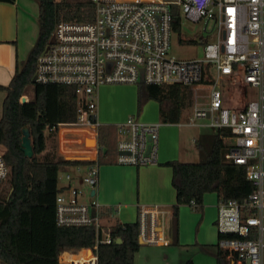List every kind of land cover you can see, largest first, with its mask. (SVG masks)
I'll list each match as a JSON object with an SVG mask.
<instances>
[{
	"label": "built area",
	"instance_id": "obj_1",
	"mask_svg": "<svg viewBox=\"0 0 264 264\" xmlns=\"http://www.w3.org/2000/svg\"><path fill=\"white\" fill-rule=\"evenodd\" d=\"M95 17L91 22L61 21L50 42L38 57L34 80L39 84H61L76 88L79 107L76 123L60 124L57 134L62 154L86 159L83 183L90 188V202L76 178L66 175V185L56 196V223L64 228H93L95 244L79 250L62 251L57 264H99L100 245L116 243L115 224L106 222L95 199L99 185L101 123L97 118L98 91L106 85L141 83L195 87L211 85L207 107H196L197 119L209 127L228 130L233 144L226 160L246 168V179L254 191L242 202L218 203V249L229 264H264V0H89ZM191 22L213 23L212 37L204 43V58L179 60L170 55L176 14ZM180 18V17H179ZM181 21V19H180ZM215 68V77L212 75ZM258 90L256 100L231 102L226 106L225 87ZM232 92V91H231ZM27 95L21 103L28 102ZM61 126V129H60ZM161 123H144L135 116L118 124L116 164L159 165ZM71 129L82 132L72 140ZM224 141L227 139L223 137ZM94 146L89 147L88 141ZM84 150L70 149L69 144ZM0 151V194L10 178V166ZM88 161V160H86ZM78 170L81 166H76ZM94 192V194H93ZM190 206L197 208L195 201ZM174 211L154 205L138 210L139 242L147 245L171 243L168 219ZM0 264H7L0 260Z\"/></svg>",
	"mask_w": 264,
	"mask_h": 264
},
{
	"label": "trees",
	"instance_id": "obj_2",
	"mask_svg": "<svg viewBox=\"0 0 264 264\" xmlns=\"http://www.w3.org/2000/svg\"><path fill=\"white\" fill-rule=\"evenodd\" d=\"M39 35L25 62H17L15 74L8 86L0 85V145L5 148L4 158L10 166V190L0 201V260L7 264H57L65 250L93 247V228H64L56 223V196L59 172L62 168L89 165L90 161L66 160L48 148L49 140L57 134L60 124L76 123L79 98L75 87L61 84H39L34 80L38 57L48 46L52 33L61 21L91 22L94 6L87 1L38 0ZM14 3L15 0H0ZM180 27L176 14L175 30ZM138 105L151 100L160 106L163 123L179 124L184 113L192 106L190 87L175 85H138ZM33 89L34 97L21 103L22 96ZM29 129L34 155L29 158L22 150L24 129ZM99 164L116 163L117 128L101 126ZM228 130H217L198 143L205 150L200 163L171 161V188L176 193L174 216L178 207L193 200L203 205L204 196L216 193L220 200L242 202L255 189L246 179V168L226 160ZM112 158V159H111ZM114 236L121 243L100 245L99 264H133L141 248L138 223H115ZM117 242V241H116ZM217 256L221 262L223 252ZM188 264H191L188 263Z\"/></svg>",
	"mask_w": 264,
	"mask_h": 264
},
{
	"label": "crops",
	"instance_id": "obj_3",
	"mask_svg": "<svg viewBox=\"0 0 264 264\" xmlns=\"http://www.w3.org/2000/svg\"><path fill=\"white\" fill-rule=\"evenodd\" d=\"M30 2H32L30 0ZM39 14V13H38ZM35 13L29 8V1L15 0L14 3L0 2V85L8 86L15 74L17 62L22 63L21 48L25 47L29 25L33 24ZM38 16L36 19L38 20ZM36 20V21H37ZM32 47L34 45H31ZM32 47H28L29 51ZM25 47L24 49H26ZM136 88L121 85H106L98 91L97 118L102 126H114L126 121L137 111L138 92ZM127 94L128 102H124L123 96ZM5 94L0 93V99ZM120 102V110L110 111V106H116ZM144 123H161L160 106L157 101H148L142 108L141 116H135ZM162 127H176L179 124L161 123ZM61 129V126H60ZM72 140L81 136L82 132L71 129ZM57 134L58 147L56 154L66 160H73L70 155L62 154V146ZM75 150H84L83 146L69 144L66 146ZM0 151L5 148L0 145ZM95 155L91 152L84 158L88 161ZM83 159V158H82ZM112 159V158H111ZM159 165L156 166H123L116 163L100 164L99 185L95 199L101 204L104 218L109 223L121 224L134 223L138 220V210L141 205L162 206L171 212L176 205V193L171 188V168L166 166L168 162L176 161L172 156L160 154ZM86 161V160H85ZM87 166V165H86ZM76 184L79 185L78 179ZM220 199L216 193H208L204 196L203 205L194 208L182 204L178 207L177 216H171L170 242L168 246H178L180 249L197 248L207 259L206 264H229L223 253L220 262L217 256V243L219 234L217 230L218 203ZM191 209L199 210L192 212ZM146 245V244H141ZM166 245H150L158 247V255L152 251L144 250V254L152 255L148 264H196L191 259L178 256V253H168ZM141 251V249L139 250ZM138 251V252H139ZM137 254V253H136ZM151 257V258H152ZM170 260H173L172 262ZM202 264V263H201ZM205 264V262H203Z\"/></svg>",
	"mask_w": 264,
	"mask_h": 264
},
{
	"label": "rangeland",
	"instance_id": "obj_4",
	"mask_svg": "<svg viewBox=\"0 0 264 264\" xmlns=\"http://www.w3.org/2000/svg\"><path fill=\"white\" fill-rule=\"evenodd\" d=\"M22 2L26 0H21ZM29 1V8L33 13H35V19L33 24L29 25V32L27 39L29 40L28 44L25 46L27 47L24 49L21 48V59H24L23 62L27 59L30 51L28 47H32L31 45H35L38 35H39V24L38 20L36 19L37 15H39V1L38 0H31ZM70 1H87V0H70ZM170 1V0H169ZM179 17L180 27L178 30H175L173 33L172 38V48L170 55L175 57L179 60L189 61V60H201L204 58V43L203 40H208L209 42H214L215 39L212 37V27L213 23H210L207 28L210 34L205 33V25L204 21L201 22H191L186 19L185 15L180 13ZM37 20V21H36ZM22 62V63H23ZM215 68H212V75L215 77ZM225 87V98L226 106L231 107V102H240L243 99L246 101L256 100L258 97V90L252 87H246L243 91L236 88H229L225 82H223ZM121 86L136 88L137 91L134 90V102H135V94L138 92V85L136 84H122ZM193 96H192V106L187 109L184 113L181 122L176 127H163L160 129L159 133V150L160 154L162 150H164L165 154L172 156L176 161L181 163H193L197 164L200 163L205 159V155L207 154V149L211 146L210 141H208L205 145V150L200 151L198 147V141L200 142L203 137L206 136H213L217 133L218 129H214L209 127V120L205 119H197L195 121V125H191V118H193L194 111L196 107L204 108L209 105L210 102V93H211V85L209 83H202L195 87H190ZM232 91V92H231ZM27 96L30 99H33L34 92L33 89L30 87L27 93ZM124 102H128L127 94L123 96ZM137 103V111L134 115L131 116H141L142 109H139L138 100L136 99ZM120 102L116 106H110V111H119L120 110ZM143 108V107H142ZM163 123V122H161ZM165 124V123H163ZM226 145L229 147L233 144V140L231 138H227L225 140ZM88 146H94L93 142L88 141ZM58 142H57V134L52 137L48 142V148L50 151L54 150L55 154L57 151ZM57 155V154H56ZM87 173V166L81 165V169L78 170L76 166H71L68 168H62L59 172V181L58 185L59 188L65 186L66 183V175L70 174L74 178L78 179L79 187L85 191V196L83 198L84 202H90V188L83 183V178L86 176ZM10 190V183L9 180L3 187V190L0 194V201L3 200L9 193ZM192 212H199V210L191 209ZM107 222V219L104 218ZM172 222L168 219L167 223V232L168 235L170 234V227ZM162 248H166L165 250L168 253H178L179 258L184 257L186 259L193 260L196 264H205L207 263L206 256L197 248H189V249H180L178 246H164ZM141 251H139L134 258L133 264H148L150 259H154L152 255H143L144 250L152 251L156 256L158 255V247H151L150 245H141ZM152 257V258H151ZM171 262L173 260H170Z\"/></svg>",
	"mask_w": 264,
	"mask_h": 264
},
{
	"label": "water",
	"instance_id": "obj_5",
	"mask_svg": "<svg viewBox=\"0 0 264 264\" xmlns=\"http://www.w3.org/2000/svg\"><path fill=\"white\" fill-rule=\"evenodd\" d=\"M93 142V140H89V142ZM22 150L24 151L25 155L29 158H32L34 155L33 145H32V139L29 129H24L23 131V138H22ZM73 160H87V159H73ZM94 194V192H93ZM117 244L121 243V239H118ZM141 244V243H140Z\"/></svg>",
	"mask_w": 264,
	"mask_h": 264
}]
</instances>
